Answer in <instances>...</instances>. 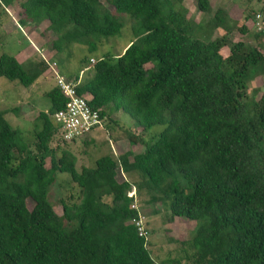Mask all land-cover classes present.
Returning a JSON list of instances; mask_svg holds the SVG:
<instances>
[{"label": "trees", "instance_id": "16d2710c", "mask_svg": "<svg viewBox=\"0 0 264 264\" xmlns=\"http://www.w3.org/2000/svg\"><path fill=\"white\" fill-rule=\"evenodd\" d=\"M105 1L112 10L102 0H22L17 22L36 28L46 21L54 35L47 48L57 58L74 45L96 51L121 32L120 14H129L134 40L114 58L90 64L82 57L77 91L108 127L121 111L142 131L164 128L146 143L124 127L128 142L143 150L101 155L78 170L72 151L51 146V115L67 101L56 84L44 92L50 104L35 116L31 137L0 110V264H159L132 222L133 187L147 203L167 202L171 218L200 220L183 242L194 249L185 251L184 264H264V88L255 99L247 93L250 82L264 78V46L240 39L223 56L231 29L194 37L193 23L172 5L182 0ZM195 3L199 11L210 6ZM214 17V26L225 22L220 7ZM236 29L249 31L245 24ZM262 30L252 40L263 43ZM48 66L44 58L24 63L0 54V77L24 87ZM63 172L77 194L58 196V214L50 193Z\"/></svg>", "mask_w": 264, "mask_h": 264}, {"label": "rangeland", "instance_id": "374dc122", "mask_svg": "<svg viewBox=\"0 0 264 264\" xmlns=\"http://www.w3.org/2000/svg\"><path fill=\"white\" fill-rule=\"evenodd\" d=\"M20 1L22 0H16L8 7L0 6V54L8 53L24 63L48 58L50 64H48L49 66L40 80L29 90L17 81L0 77V110H7L4 115L6 120L11 125L19 127L25 137H31L35 116L39 111L46 110L50 104L49 98L44 92L56 84L53 68H56L60 73L57 58L62 61L61 64L65 73L70 74L67 79L73 80L74 75L83 69V65L80 63L82 57L90 58V64L105 54L114 58L121 54L125 47L134 40V36L130 29L132 24L130 15L123 13L120 14L123 23L121 32L104 40L96 51L89 52L83 45H74L70 51L56 58L47 48V42L54 35L46 29V21L41 22L36 28L18 24L17 21L21 17L19 13ZM102 2L109 9H113L105 0ZM172 5L181 12H185L193 23L194 37L208 40L222 35L226 29H231L228 33V43L220 50L223 56L229 53L230 44L240 39L244 40L248 46L259 44L264 46V41L261 43L252 40L250 36L252 32L258 31L254 25V14L260 11L264 12V0H210V6L205 11L198 10L195 0H182L180 3H173ZM218 7L223 10L225 22L219 26H214L216 19L214 14ZM247 14H249L248 17H246ZM240 24H245L249 31L246 33L238 31L236 26ZM262 32L264 34V29ZM53 62L55 65H52ZM255 88H258L259 91H256ZM263 88L264 78L256 77L247 88L248 99H255ZM111 118L118 123L108 127V118H105L103 129L90 136L89 144H84L83 138L65 143L55 136L51 141V146L72 151L77 157L76 168L79 170L81 166H94L95 159L101 155H117L126 150H143V144L131 145L128 142L124 127H128L135 134H139L146 140V143H150V137L156 136L164 128V125H154L147 131H142L140 127H134L132 119L121 111L111 114ZM121 178L122 176L119 175V179ZM136 178V176L133 177V179ZM70 192L76 195L77 187L69 181V175L64 172L57 173V183L51 187L50 194L51 202L55 205L58 214L62 212L61 206L58 204V196H65ZM136 193L138 208L148 232L147 248L154 260L159 264L161 262L164 264H184L185 251L190 255L194 249L188 248L187 244L183 242L194 234L200 220H191L182 216L171 218L167 202H156L153 205L146 202L148 195L144 191H136ZM27 203L29 207L32 206L31 200H28ZM178 259H180L178 263L172 262Z\"/></svg>", "mask_w": 264, "mask_h": 264}, {"label": "built area", "instance_id": "2783aa9c", "mask_svg": "<svg viewBox=\"0 0 264 264\" xmlns=\"http://www.w3.org/2000/svg\"><path fill=\"white\" fill-rule=\"evenodd\" d=\"M254 24L258 31L264 29V13L257 12L255 14ZM52 65H55V62ZM53 71L56 85L67 99L65 106L51 115L57 128V138L62 142L69 143L102 130L104 118L101 117L100 111L92 107L88 99L77 91L80 77L68 80L58 73L56 68H53ZM127 195L132 198L131 208L137 210V216L132 218V222L136 226L139 236L147 238L148 232L137 204L136 189L133 187Z\"/></svg>", "mask_w": 264, "mask_h": 264}, {"label": "crops", "instance_id": "0c3cea01", "mask_svg": "<svg viewBox=\"0 0 264 264\" xmlns=\"http://www.w3.org/2000/svg\"><path fill=\"white\" fill-rule=\"evenodd\" d=\"M50 52H52L53 53V55H54V51H50ZM55 56V55H54ZM45 60H46V62H48V64H50L49 63V61L47 60L48 58H44ZM56 61V60H55ZM59 72H60V74L62 75V76H64L65 78H68L69 76H70V74L69 73H65V69L63 68V66L61 65H59ZM43 75V74H42ZM42 75L39 77V79H37L32 85H30V88H28L27 87V89L29 90V89H31V87H33L34 85H35V83L37 82V81H39L40 80V78L42 77Z\"/></svg>", "mask_w": 264, "mask_h": 264}]
</instances>
